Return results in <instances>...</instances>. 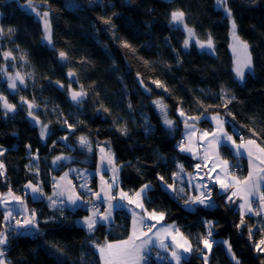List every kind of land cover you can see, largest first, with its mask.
I'll return each mask as SVG.
<instances>
[{
  "label": "trees",
  "instance_id": "1",
  "mask_svg": "<svg viewBox=\"0 0 264 264\" xmlns=\"http://www.w3.org/2000/svg\"><path fill=\"white\" fill-rule=\"evenodd\" d=\"M224 1L230 16L217 0H0V146L6 169L0 190L23 194L31 181L44 195L26 196L36 229L8 232L9 264H101L96 245L128 236L125 208L116 210L110 226L99 223L88 232L76 218L89 212L51 208L46 201L54 175L69 164L95 168L104 141L122 165L118 188L134 195L148 185L146 207L175 222L192 242L191 255L180 264H264V224L242 215L227 193L214 188L212 206L188 209L184 197L164 187L180 165L190 171L196 164L179 149L187 122L211 129L209 114L218 113L238 141L243 135L264 145V0ZM20 2L45 5L49 43L42 22ZM177 14L198 40L212 41L213 51L186 45L184 29L173 20ZM233 32L251 54L252 68L242 79L234 69ZM7 62L24 77L14 92L3 78ZM72 86H81L84 97L74 101ZM221 152L245 173L244 161L228 145ZM62 154L73 159L54 170V158ZM4 225L0 210V229ZM210 236L215 243L205 250ZM153 253L144 264H175L158 262Z\"/></svg>",
  "mask_w": 264,
  "mask_h": 264
},
{
  "label": "crops",
  "instance_id": "2",
  "mask_svg": "<svg viewBox=\"0 0 264 264\" xmlns=\"http://www.w3.org/2000/svg\"><path fill=\"white\" fill-rule=\"evenodd\" d=\"M211 122V129L195 122L184 124L179 149L195 159L196 164L190 171L180 165L174 182L164 185L165 189L184 197L185 206L195 209L212 206L216 188L218 192L228 194L229 200L236 204L242 215H254L264 224V145L250 138L238 141L228 131L224 120L223 125L219 120ZM222 145L230 147L237 161H244L246 169L242 176L231 170L233 160L222 155ZM4 150L0 146V158ZM72 159L69 155H58L53 161L54 170L69 164ZM121 167L116 163L110 144L104 141L98 146L95 168L69 164L60 174L54 175L52 193L46 197L47 204L51 208L76 210L87 197L101 201L100 210L76 218V223L88 232H92L99 223L110 226L119 208H125L130 213V231L126 238L96 245L101 264H144L153 251L158 262L180 264L191 255L192 242L175 222H165L162 214L146 207L148 185L134 195L118 188ZM0 176L5 179L6 171L0 172ZM94 180L96 188L93 187ZM26 196L33 200L44 197L41 186L31 181L24 185L23 194L10 188L0 190V210L5 221L0 229V264H6L2 250L8 243L10 230L16 234H29L36 229V216ZM203 246L209 250L211 244L205 240ZM227 249L229 252L230 246Z\"/></svg>",
  "mask_w": 264,
  "mask_h": 264
},
{
  "label": "rangeland",
  "instance_id": "3",
  "mask_svg": "<svg viewBox=\"0 0 264 264\" xmlns=\"http://www.w3.org/2000/svg\"><path fill=\"white\" fill-rule=\"evenodd\" d=\"M20 4L26 11L33 14L37 19H39L42 22L45 28L44 29V33H45L44 41L49 43L50 42V39H49L50 14H49V11L44 8L45 5L41 3H30V2H25V3L20 2ZM217 5L219 8L223 10L224 14L230 16V11L228 10L224 0H217ZM173 20H174L175 25L184 29L185 34H186V45L187 46L191 44H195L200 49H203L206 51H213L212 41L211 40H204V41L198 40L197 37L194 35L193 31L184 23V20L181 17V15L179 14L175 15ZM231 49H232V53L234 57L235 73L238 79H242L245 76V74L248 71H250L252 68L251 67V54H250L249 48L246 45V43H244L241 39H239V37L235 34V32L232 33V37H231ZM5 59L11 61V59H13V56L9 54L8 52H6ZM3 78L7 81L8 87L10 88L12 92L16 91L19 84H22L24 80L23 75L17 69L14 62L5 63L3 67ZM70 92H71V97L74 101L80 100L82 97H84L83 89L81 88V86H76V87L72 86ZM3 103L7 110L9 111L14 110V107L10 105L5 100V98H3ZM180 112L182 113L183 111L180 110ZM209 118L214 122L215 120H219L220 123L223 125L222 118L218 113L209 114ZM44 133H46L45 128L43 129V134ZM61 139L66 141V137H62ZM5 171H6L5 166L2 163L1 158H0V172L4 173ZM239 171L240 170H237L234 173L242 176L243 174L240 173ZM2 253L3 255H5L4 249L2 250ZM229 253L233 254L231 250L229 251ZM3 260L5 261L6 259L4 258ZM5 262L6 264H9L7 260Z\"/></svg>",
  "mask_w": 264,
  "mask_h": 264
},
{
  "label": "built area",
  "instance_id": "4",
  "mask_svg": "<svg viewBox=\"0 0 264 264\" xmlns=\"http://www.w3.org/2000/svg\"><path fill=\"white\" fill-rule=\"evenodd\" d=\"M239 139H240V142H244L245 141V138L243 137V135L239 136ZM183 139H181L182 141ZM231 170L233 172H236L237 170H240L239 172L242 173V169H243V166H239V163L235 162V161H231ZM81 210L83 211H86V212H91V211H94V210H100L102 208V202L101 201H98V200H95L93 198H87L85 199L82 204L80 205L79 207ZM145 229H148V226H145L144 227ZM207 228V232L210 234V231H211V225H207L206 226ZM207 241L210 243V244H214L215 243V240L214 238H212L211 236L208 237ZM7 252V248H4V253Z\"/></svg>",
  "mask_w": 264,
  "mask_h": 264
},
{
  "label": "water",
  "instance_id": "5",
  "mask_svg": "<svg viewBox=\"0 0 264 264\" xmlns=\"http://www.w3.org/2000/svg\"><path fill=\"white\" fill-rule=\"evenodd\" d=\"M170 1H172V0H170Z\"/></svg>",
  "mask_w": 264,
  "mask_h": 264
}]
</instances>
